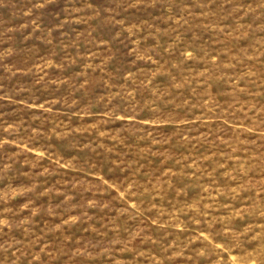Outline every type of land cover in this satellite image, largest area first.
Returning <instances> with one entry per match:
<instances>
[{
	"label": "rangeland",
	"instance_id": "obj_1",
	"mask_svg": "<svg viewBox=\"0 0 264 264\" xmlns=\"http://www.w3.org/2000/svg\"><path fill=\"white\" fill-rule=\"evenodd\" d=\"M0 264H264V0H0Z\"/></svg>",
	"mask_w": 264,
	"mask_h": 264
}]
</instances>
